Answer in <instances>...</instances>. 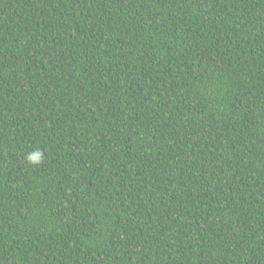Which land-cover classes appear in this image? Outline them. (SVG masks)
<instances>
[{"label": "trees", "instance_id": "obj_1", "mask_svg": "<svg viewBox=\"0 0 264 264\" xmlns=\"http://www.w3.org/2000/svg\"><path fill=\"white\" fill-rule=\"evenodd\" d=\"M0 264H264V0H0Z\"/></svg>", "mask_w": 264, "mask_h": 264}, {"label": "clouds", "instance_id": "obj_2", "mask_svg": "<svg viewBox=\"0 0 264 264\" xmlns=\"http://www.w3.org/2000/svg\"><path fill=\"white\" fill-rule=\"evenodd\" d=\"M43 152L41 150H33L25 154V160L31 165H38L42 162Z\"/></svg>", "mask_w": 264, "mask_h": 264}]
</instances>
